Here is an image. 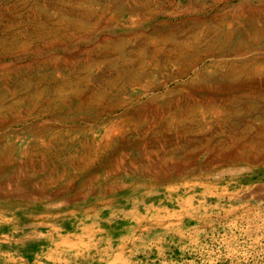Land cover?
<instances>
[{
    "label": "rangeland",
    "instance_id": "374dc122",
    "mask_svg": "<svg viewBox=\"0 0 264 264\" xmlns=\"http://www.w3.org/2000/svg\"><path fill=\"white\" fill-rule=\"evenodd\" d=\"M0 155V264H264V0H0Z\"/></svg>",
    "mask_w": 264,
    "mask_h": 264
},
{
    "label": "bare ground",
    "instance_id": "6f19581e",
    "mask_svg": "<svg viewBox=\"0 0 264 264\" xmlns=\"http://www.w3.org/2000/svg\"><path fill=\"white\" fill-rule=\"evenodd\" d=\"M33 102V101H32ZM12 115V114H11ZM6 116V115H5ZM8 120V119H7ZM4 121V120H3ZM6 122H8V121H6ZM2 124V123H1ZM5 124V123H4ZM23 125H24V123H23ZM27 126V125H26ZM41 129V128H40ZM27 130V129H26ZM46 130V129H45ZM33 131V130H32ZM37 131V130H36ZM39 131V130H38ZM38 136V135H37ZM3 155V154H2ZM235 154H231V157L232 158H234V160H236L235 159V157L236 156H238V155H236L235 157ZM239 158V157H238ZM243 159V158H242ZM240 161V160H239ZM14 162H13V160L11 159V157L10 156H8V157H3V156H1L0 155V174H2V172H3V170H1V169H8V168H14ZM238 164V163H237Z\"/></svg>",
    "mask_w": 264,
    "mask_h": 264
}]
</instances>
